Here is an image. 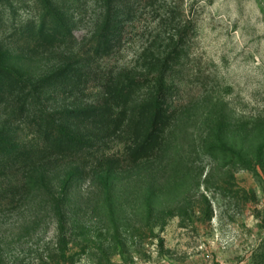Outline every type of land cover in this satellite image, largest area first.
<instances>
[{
  "label": "rangeland",
  "instance_id": "obj_1",
  "mask_svg": "<svg viewBox=\"0 0 264 264\" xmlns=\"http://www.w3.org/2000/svg\"><path fill=\"white\" fill-rule=\"evenodd\" d=\"M105 6L83 0L76 43L40 49L16 33L36 21L37 0H0V65L31 78L67 63L92 70L82 93L40 95L58 111L96 102L105 83L152 78L170 55L168 147L138 165L85 164L66 181V163L52 165L51 185L33 173L22 197L0 203V264H264V0H113L129 12L122 44L94 57ZM10 113L0 107V127ZM13 124L34 140L31 124ZM127 141L116 137L106 154Z\"/></svg>",
  "mask_w": 264,
  "mask_h": 264
},
{
  "label": "trees",
  "instance_id": "obj_2",
  "mask_svg": "<svg viewBox=\"0 0 264 264\" xmlns=\"http://www.w3.org/2000/svg\"><path fill=\"white\" fill-rule=\"evenodd\" d=\"M106 1L90 47L94 57L105 58L121 46V19L129 13L122 14L112 6L113 0ZM82 3L83 0H37L36 21L16 33L29 48L49 49L76 43L74 15ZM169 59L170 55L160 61V70L152 78L127 77L105 83L104 95L96 102L82 101L58 111L40 106V95L50 86L82 93L92 70L67 63L50 74L31 78L0 65V107L11 110L0 127V203L9 200L12 204L22 197L28 187L36 184L30 181L33 173L51 185L47 170L52 165L66 163L62 178L66 181L77 173H86L85 164L92 165V170H103L104 166L138 165L160 156L168 147L173 123V112L166 104ZM16 120L32 125L36 132L34 140L25 142L14 133ZM123 135L128 137L125 152L107 155L105 146ZM19 174L23 178L21 183L8 180L10 175Z\"/></svg>",
  "mask_w": 264,
  "mask_h": 264
}]
</instances>
